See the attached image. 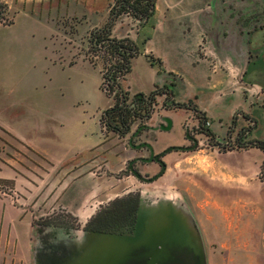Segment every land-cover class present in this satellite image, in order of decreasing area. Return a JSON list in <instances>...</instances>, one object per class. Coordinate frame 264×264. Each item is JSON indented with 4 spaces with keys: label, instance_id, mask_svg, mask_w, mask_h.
Masks as SVG:
<instances>
[{
    "label": "rangeland",
    "instance_id": "374dc122",
    "mask_svg": "<svg viewBox=\"0 0 264 264\" xmlns=\"http://www.w3.org/2000/svg\"><path fill=\"white\" fill-rule=\"evenodd\" d=\"M15 1L12 8L4 2L6 22L13 21L0 23V264L70 256L87 236L69 207L128 189L192 220L206 264H264V152L247 143L264 139V0H156L146 22L125 12L113 19L116 0ZM109 21L112 34L162 60L157 72V64L135 55L124 88L170 85L177 99L207 112L213 137L200 131L196 112L166 110L161 96L125 136L103 132L99 117L113 99L100 87L103 56L89 39ZM63 108L65 117L55 118ZM186 132L198 139L196 148L165 154L164 174L151 182L128 175L130 162L140 163L130 142L147 139L156 151L187 143ZM74 151L103 155L81 176L65 165ZM140 167L157 170L153 162ZM158 211L147 208V216Z\"/></svg>",
    "mask_w": 264,
    "mask_h": 264
},
{
    "label": "trees",
    "instance_id": "16d2710c",
    "mask_svg": "<svg viewBox=\"0 0 264 264\" xmlns=\"http://www.w3.org/2000/svg\"><path fill=\"white\" fill-rule=\"evenodd\" d=\"M154 7L155 0H116L115 4L110 8V12L113 14V19L125 12L137 21L145 22L153 14ZM5 8L6 4L0 0V23H2V21L4 23H11L12 21L6 22L4 16ZM113 24V21H109L103 27H95L89 39L90 45L94 48V51L100 52L103 56V63L100 68V87L108 97L113 99V102L102 110L99 117L103 132H112L117 136L126 135L130 131L131 124L135 119L144 122L151 116L153 104L156 103L157 96L163 95L164 107L193 110L197 114L200 131L207 134L209 137H213V131L208 126H205V124L208 123V117L205 112L199 109L197 104L191 99L188 101L175 100L173 89L166 83L160 86L155 85L148 93L139 91L130 96L129 90L124 88L121 80L125 79L127 73L131 70L132 57L137 55L140 51L138 45L129 36L117 37L112 35ZM147 57L151 63L158 65L159 71L162 69V62L159 57L154 58L152 55H147ZM90 58L89 61L96 65L92 57ZM171 84H173V82H171ZM243 132L244 131L241 129L236 138L239 145H242V142H240V135ZM247 143L250 146L261 148L264 152V139L253 138L247 140ZM261 169L264 170V160L262 161ZM138 197V191H131L124 195L114 197L106 204L101 205L84 226L91 227L96 221V218L102 214H106L112 209H117V207L127 199L134 198L135 203H137ZM66 214L76 219V216L70 212ZM49 224L74 227L66 222H49ZM77 225L79 224L76 223L75 227Z\"/></svg>",
    "mask_w": 264,
    "mask_h": 264
},
{
    "label": "water",
    "instance_id": "95a60500",
    "mask_svg": "<svg viewBox=\"0 0 264 264\" xmlns=\"http://www.w3.org/2000/svg\"><path fill=\"white\" fill-rule=\"evenodd\" d=\"M163 128H168L169 119ZM177 145L168 146L155 155ZM163 168L152 178L162 173ZM183 214L174 210H159L147 216V221L135 229L134 234L96 231L98 236L85 246L78 247L70 256L54 257L48 264H163L173 249L189 247L195 264H206L201 236L186 226Z\"/></svg>",
    "mask_w": 264,
    "mask_h": 264
},
{
    "label": "flooded vegetation",
    "instance_id": "af4514ba",
    "mask_svg": "<svg viewBox=\"0 0 264 264\" xmlns=\"http://www.w3.org/2000/svg\"><path fill=\"white\" fill-rule=\"evenodd\" d=\"M199 124V123H198ZM142 125V126H141ZM143 125L140 124L132 133L133 136H140L141 132L143 130ZM160 126V125H159ZM162 128L165 125H161ZM199 127V125H198ZM125 136V135H124ZM122 137V136H121ZM185 139L187 140V143L183 144H169L168 146L177 145V147H172L168 151H165L163 154H160L157 158H155V155L163 151L165 148H162L161 150H154L152 145L147 141V139H142L138 142H130L132 149L136 152L134 154L135 160L140 159V163H132L128 165L130 167L129 173L136 176L140 181L142 182H151L157 179L159 176L164 174L166 170V162L163 160V156L171 151H191L194 148H196L198 139L189 133L186 132ZM141 149H145L146 153L142 154L140 151ZM139 152V153H138ZM130 159L127 157V160ZM161 160L165 163L164 169L162 170V173L158 175L155 178H152L155 174H157L162 168L163 164ZM148 162H153L157 164V170L148 174L147 170H142L140 166L143 164H147ZM139 192V197L137 203H135L134 198L127 199L125 202H123L121 205L117 207V209H112L111 211L107 212L106 214H102L98 218H96V221L91 225V227H85V223L88 221V219L96 213V211L100 208L101 205L106 204L109 200L113 199L116 196L124 195L128 192ZM112 198H109L105 202L100 203L97 208L94 210V212L91 213V215L83 222L79 223L76 227H80L85 231H101V232H115L120 234H128L132 235L135 232V229L137 228L138 223V217L141 214L143 209H155L158 208V210H168L171 208V205H168L165 208H162L159 206V204L155 207L150 202V204L147 205V203H143L142 201V192L140 189H134V190H127L123 192L122 194L115 195ZM147 205V206H146ZM173 208V207H172ZM174 209V208H173ZM74 215V214H73ZM76 216V215H74ZM186 223V226L190 228L193 232H196L195 225L192 220H188L186 216L183 217ZM66 227V226H64ZM68 228V227H67ZM134 264H144L143 262H137ZM163 264H195V257L192 252V250L189 247H182L179 249H173L170 253V255L166 258L165 263Z\"/></svg>",
    "mask_w": 264,
    "mask_h": 264
},
{
    "label": "crops",
    "instance_id": "0c3cea01",
    "mask_svg": "<svg viewBox=\"0 0 264 264\" xmlns=\"http://www.w3.org/2000/svg\"><path fill=\"white\" fill-rule=\"evenodd\" d=\"M1 1H3V2H5V3H7V5H8V7L9 8H12V7H14L15 5H16V1L15 0H1ZM18 1V0H17ZM64 2L65 3H69V1H66V0H64ZM155 2H156V0H155ZM13 21V20H12ZM146 22V21H145ZM114 26V25H113ZM112 26V32H113V30H114V27ZM112 35H114V34H112ZM115 36H117V37H121V36H118V35H115ZM146 38L148 39V36L147 37H145L144 38V41L146 40ZM134 40V39H133ZM135 41V40H134ZM135 43L137 44V42L135 41ZM200 45V44H199ZM139 47V46H138ZM139 53L138 54H142V55H144L146 58H147V62H149L150 63V65H154L155 63H151L150 61H149V59H148V57H147V55H152L154 58H157L158 56H155L151 51H148L146 48H143V50H140V48H139ZM134 57V56H133ZM132 57V58H133ZM160 58V57H159ZM161 59V58H160ZM131 62H132V59H131ZM161 62H162V60H161ZM247 62H249V60L247 61ZM159 71V68H158V70H157V72ZM129 73V72H128ZM127 73V74H128ZM125 79H126V77H125ZM124 79V80H125ZM155 85H159L160 86V84H158V83H153V86H152V88L150 89V90H152L153 88H154V86ZM127 89H129L130 91H134L133 93H136V92H139L140 90H131L130 88H129V86L127 85ZM149 90V91H150ZM148 91V92H149ZM141 92H143V91H141ZM148 92H144V93H148ZM159 96H161V97H163L164 98V96L163 95H158L157 96V98L159 97ZM174 98H175V100H177V101H183V100H179V99H177L176 97H175V95H174ZM194 102V101H193ZM195 103V102H194ZM199 108V107H198ZM168 109H174V108H166V110H168ZM177 109V108H176ZM186 109V108H185ZM200 109V108H199ZM64 108L63 109H60L57 113H55L54 114V117L55 118H58V119H61V118H64L65 117V114H64ZM201 110H203V109H201ZM204 112H205V114H206V116L209 118L210 116L207 114V112L205 111V110H203ZM117 136V135H116ZM95 148V146H93V147H91V149H94ZM39 151V150H38ZM39 152H41V151H39ZM41 153H43V152H41ZM102 155H103V153L102 152H99V153H97V154H95V155H89V156H86V157H82V156H80V154L78 153V152H76V151H74V152H72V157L71 158H69L68 159V161H66L65 162V165H67V167H68V170H67V172H69V173H74V172H76L77 170H79V171H82L84 168H82V167H85V165H88V163L89 162H91V161H93L94 159H98L99 157H102ZM127 157V156H126ZM126 157H125V159H126ZM73 162H75L76 164L74 165V164H72ZM71 165V166H70ZM88 169H86V170H83L81 173L83 174V175H81V176H86V175H88V173H89V171H87ZM91 172V171H90ZM128 175H132V174H128ZM82 178V177H81ZM89 179H91V180H93V181H96L95 182V184L96 183H98V180H97V177H95L94 179L93 178H89V177H86V178H84V180L85 181H87V180H89ZM100 188H97L96 190H94L92 187L90 188H88L87 190L89 191V193H93V191H95V195L96 194H98L99 193V190ZM117 194V193H116ZM115 194V195H116ZM109 199V198H108ZM104 201V199H102V197L101 198H96V201H95V203H93V204H89V205H87V207H85V204H83V202L79 205V206H73V207H69V211L71 212V213H73L74 215H77L78 217H79V220L81 221V223H83L90 215H91V213L92 212H94V210L97 208V206L100 204V203H102ZM142 201H143V203H147V199H145L144 197H143V194H142ZM147 206V205H146ZM144 221H147V209L145 208V209H143L142 210V212H141V214L139 215V217H138V223H137V227L140 225H142V223L144 222ZM85 234H86V236L87 237H85L86 239L81 243V246L83 247V246H85V245H87L88 243H90V241L91 240H93L94 238H96L97 236H98V234L95 232V231H85ZM80 246V245H79Z\"/></svg>",
    "mask_w": 264,
    "mask_h": 264
}]
</instances>
